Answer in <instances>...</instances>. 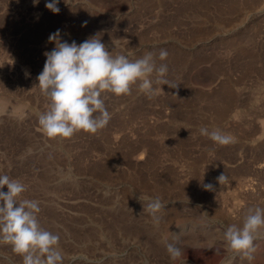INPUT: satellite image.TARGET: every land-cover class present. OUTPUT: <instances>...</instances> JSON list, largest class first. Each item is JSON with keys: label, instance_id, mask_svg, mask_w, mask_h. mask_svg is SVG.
I'll list each match as a JSON object with an SVG mask.
<instances>
[{"label": "rangeland", "instance_id": "rangeland-1", "mask_svg": "<svg viewBox=\"0 0 264 264\" xmlns=\"http://www.w3.org/2000/svg\"><path fill=\"white\" fill-rule=\"evenodd\" d=\"M47 2L0 0V174L39 202L63 264H264V231L252 261L223 239L248 209L264 208V0H59L58 14ZM58 29L77 44L100 34L113 56L152 52L178 86L151 98L138 85L107 93L106 127L50 138L37 76ZM201 127L236 142L218 145ZM156 197L158 222L146 209ZM0 264L22 257L0 244Z\"/></svg>", "mask_w": 264, "mask_h": 264}, {"label": "clouds", "instance_id": "clouds-1", "mask_svg": "<svg viewBox=\"0 0 264 264\" xmlns=\"http://www.w3.org/2000/svg\"><path fill=\"white\" fill-rule=\"evenodd\" d=\"M38 3L39 0H34V4ZM58 4L59 0H50L45 7L58 14ZM48 42L54 43L55 47L44 53L46 60L37 76V86L49 101L38 120L42 131L50 138H69L79 131L96 133L106 127L111 119L105 104L107 93L128 95L133 86L138 85L139 90L151 98L163 91L164 85L169 88L178 86L166 79L167 64L157 65L152 52L135 60L125 54L113 56L100 34L77 44L74 40L71 43L62 40L58 29L49 35ZM167 56L168 52L161 49L159 59L163 61ZM199 131L221 146L236 142L234 136L219 129L210 131L201 127ZM216 179L221 185L229 178L221 173ZM5 186L7 192L3 191ZM203 187L214 190L211 183ZM26 190L20 180L0 174V244L11 245L12 250L22 257V264H63L59 236L41 226L39 202L21 198ZM164 207L158 197L146 204L147 211L157 222L159 217L156 214ZM261 231H264V208L257 206L248 209L241 226H228L223 239L230 251L240 252L252 261L254 240ZM166 248L173 259L181 254L175 243H167Z\"/></svg>", "mask_w": 264, "mask_h": 264}, {"label": "bare ground", "instance_id": "bare-ground-1", "mask_svg": "<svg viewBox=\"0 0 264 264\" xmlns=\"http://www.w3.org/2000/svg\"><path fill=\"white\" fill-rule=\"evenodd\" d=\"M205 1V0H204ZM207 2V1H206ZM82 25V24H81ZM82 27V26H81ZM84 28H86V27H84ZM89 28V27H88ZM90 29V28H89ZM231 89V88H230ZM230 94H232V93H230ZM233 95V94H232ZM231 95V96H232ZM222 96V95H221ZM222 98V97H221ZM232 98V97H231ZM233 99V98H232ZM230 100V99H229ZM222 101V100H221ZM225 101V100H224ZM227 101V100H226ZM220 102V101H219ZM222 103V102H221ZM224 103V102H223ZM227 104L229 103V102H226ZM231 103V102H230ZM230 103L227 105V107L230 105ZM225 104V103H224ZM235 105V104H234ZM226 106V105H225ZM224 105H223V110L221 111V113L219 114L220 116L221 115H223L224 113H225V108H227V107H225ZM219 108V107H218ZM229 108V107H228ZM229 109H231V108H229ZM219 112H220V110H219ZM226 114V113H225Z\"/></svg>", "mask_w": 264, "mask_h": 264}]
</instances>
